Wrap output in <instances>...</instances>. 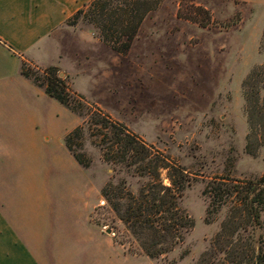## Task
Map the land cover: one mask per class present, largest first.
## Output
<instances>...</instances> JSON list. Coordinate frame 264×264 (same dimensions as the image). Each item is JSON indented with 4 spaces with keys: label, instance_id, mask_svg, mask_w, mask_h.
Wrapping results in <instances>:
<instances>
[{
    "label": "rangeland",
    "instance_id": "obj_1",
    "mask_svg": "<svg viewBox=\"0 0 264 264\" xmlns=\"http://www.w3.org/2000/svg\"><path fill=\"white\" fill-rule=\"evenodd\" d=\"M191 2L208 11V27L184 18L194 15ZM78 27L93 34L86 24ZM62 45L59 66L69 76L60 73L70 89L193 178L180 200L194 222L192 230L172 252L153 261L144 258L142 264H200L202 259L228 264L234 246L264 249V213L261 228L244 226L246 231L240 228L216 244L231 205L207 221L203 195L214 178L252 181L264 176V0H163L123 56L79 35H66ZM23 95L30 106L50 116L49 150L56 147L59 129L85 125L87 116L76 117L47 96L27 97L25 90ZM94 141L86 129L83 154L91 164L85 182L76 184L88 207L97 204L92 221L116 234L124 241L120 248L132 255L127 250L135 249V243L127 242L123 225L100 197V188L116 184L121 176L102 162ZM123 177L136 191L137 181Z\"/></svg>",
    "mask_w": 264,
    "mask_h": 264
},
{
    "label": "crops",
    "instance_id": "obj_2",
    "mask_svg": "<svg viewBox=\"0 0 264 264\" xmlns=\"http://www.w3.org/2000/svg\"><path fill=\"white\" fill-rule=\"evenodd\" d=\"M89 1L0 0V264H142L149 259L125 253L113 233L92 221L97 204L88 207L76 184L85 182L87 169L64 145L72 129H59L55 149H47L50 116L24 100V90L27 97L47 95L21 74L22 61L68 75L59 66L66 35L108 48L94 33L66 24Z\"/></svg>",
    "mask_w": 264,
    "mask_h": 264
},
{
    "label": "trees",
    "instance_id": "obj_3",
    "mask_svg": "<svg viewBox=\"0 0 264 264\" xmlns=\"http://www.w3.org/2000/svg\"><path fill=\"white\" fill-rule=\"evenodd\" d=\"M162 1L91 0L71 15L66 24L90 26L102 44L123 56L129 52L144 20ZM189 6L194 15L184 18L208 27L211 22L208 11L192 2ZM180 14L178 11L177 16ZM21 74L76 117L87 116L85 125H77L64 137V145L78 165L89 168L91 160L83 154L87 129L101 152L102 162L112 168L114 176H121L116 184L103 186L100 195L123 225L127 242L135 243L136 248L129 247L128 253L156 260L181 245L194 226L192 218L180 207L183 193L193 181L191 174L99 107L89 104L83 95L73 92L67 77L60 76L56 67L36 68L22 61ZM123 175L137 181L136 191L130 189ZM203 195L208 199L207 221L221 207L231 205L230 216L216 244L240 228L245 230L244 226L261 228L264 176L252 181L214 178L206 183ZM114 241L124 246L116 234ZM232 249V253L228 252V264H264L263 247L255 249L249 244L247 248L234 246ZM220 250L224 249L220 247ZM244 257L247 259L242 261ZM200 264H208L207 259H202Z\"/></svg>",
    "mask_w": 264,
    "mask_h": 264
},
{
    "label": "water",
    "instance_id": "obj_4",
    "mask_svg": "<svg viewBox=\"0 0 264 264\" xmlns=\"http://www.w3.org/2000/svg\"><path fill=\"white\" fill-rule=\"evenodd\" d=\"M60 76H63V73H60ZM106 232L107 233H110V230H107Z\"/></svg>",
    "mask_w": 264,
    "mask_h": 264
}]
</instances>
